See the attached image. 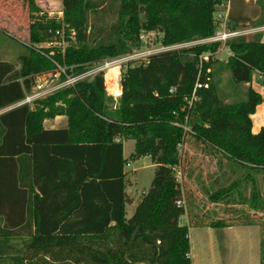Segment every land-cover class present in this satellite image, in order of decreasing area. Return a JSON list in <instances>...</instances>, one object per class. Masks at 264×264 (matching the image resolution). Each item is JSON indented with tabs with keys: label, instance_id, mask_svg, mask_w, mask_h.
I'll return each instance as SVG.
<instances>
[{
	"label": "trees",
	"instance_id": "obj_1",
	"mask_svg": "<svg viewBox=\"0 0 264 264\" xmlns=\"http://www.w3.org/2000/svg\"><path fill=\"white\" fill-rule=\"evenodd\" d=\"M229 1L114 0L118 22L108 35L94 38L89 14L98 4L65 0L67 40L74 32L76 41L65 54L54 50V59L71 74H81L138 50L145 33L161 34L164 47L208 40L217 32V8ZM29 5L38 14L30 26L32 42H49L61 25L41 17L36 0ZM259 24L264 26V14ZM226 46L232 53L225 64L232 82L250 85L243 103L222 100L212 80L213 56L221 44L208 43L128 66L117 106L103 74L38 101L33 109L22 106L0 115V262L193 264L190 227L182 223L186 209L177 207L183 196L174 174L176 166L183 167L178 147L184 148L190 135L238 167L264 174V128L253 134L251 118L264 102L252 87L255 77L264 75V42L259 36ZM26 50L19 69L0 61V111L21 101L37 75L56 68L33 46ZM57 116H66L69 128L46 130L44 122ZM122 138L136 142L135 158L151 157L157 166L149 193L130 219L123 142L117 143ZM256 196L250 206L259 210ZM12 239L26 240L18 248Z\"/></svg>",
	"mask_w": 264,
	"mask_h": 264
},
{
	"label": "rangeland",
	"instance_id": "obj_2",
	"mask_svg": "<svg viewBox=\"0 0 264 264\" xmlns=\"http://www.w3.org/2000/svg\"><path fill=\"white\" fill-rule=\"evenodd\" d=\"M92 1L95 4H98V8L94 9L89 14V30L94 34V38H97L102 34L108 35L112 26L118 22L117 14L119 4H115L114 0ZM36 3L41 11L47 15L53 13L52 16L56 19L59 18L57 13L63 11V4L54 0H36ZM37 15V13L33 14L31 12L29 0H0V61L10 63L13 66L15 65L19 69L20 57L27 52L26 45L43 49L42 51L46 54H49V50H57L58 53L64 54L67 47L71 45L70 43L76 41L75 33L71 32L69 37L73 36V38H70L72 41H66V45H63L62 41L56 37H53L47 43H33L30 36V26L33 21H35L34 17H38ZM67 28L68 25L66 29ZM247 28H250L247 29L248 31L256 30L259 32L264 29V26H261L259 22H257L252 23ZM216 30L218 31L219 27H217ZM66 31L67 30H65V35H67ZM232 31H234V29H232ZM243 31L244 29L239 32ZM143 36L142 47L138 50H133L134 52L131 53L133 56H137L135 61L127 65L120 64L119 67L117 66L114 68L113 72H109L107 81L110 93L108 90L107 93L110 97L113 98V96H111L113 89L117 90L118 87H122L121 78L123 72L127 70L126 68L128 66H138L143 63L142 59L144 58L142 55L139 56L140 54L146 53L147 55H155L161 53L162 49H164L160 43L162 38L161 34L157 32L152 34L145 33ZM245 37L246 36L241 39L238 38L233 40H246ZM204 41H194L185 45H178V47H173L171 50L189 49L197 44L206 45L209 43H203ZM50 43H52V47L48 49ZM222 46L223 44L221 43L220 48H222ZM209 57L210 54L206 55L204 58L205 60H208ZM213 61L214 74L212 80L213 83L217 85L222 100L227 105L245 102L249 86H238L233 83L231 73L226 69V63L217 60L215 56L213 57ZM117 76L119 79L118 84ZM113 99L114 104L117 106L119 100H115V98ZM2 113H0V115ZM180 126L187 127V125L182 124H180ZM189 129L191 130V128ZM187 138L188 141L183 150H178V155L183 157V167L180 169L182 176L178 173V182L181 184L178 187H180V191H182L183 197L186 201V215L183 216L182 223L187 225L188 219H190V225L196 220L205 223L223 221L228 224H247L251 221L255 224L262 225L264 231V174L254 175L253 172L238 167L233 161L219 152L215 150L211 151L206 146L199 145L196 143V139L190 137V135H188ZM131 150L130 144L128 143L126 145L128 156L130 155ZM141 158L135 159L140 160ZM189 159L191 160L190 162ZM147 162L148 164H151L150 160ZM137 164L138 163L135 165L139 168L138 175L144 177V179L140 181V185L149 188L154 177V170H142L140 169L141 166H138ZM133 169L135 168H132L131 172H133ZM133 174L134 173L129 176V187H132L130 185H132L131 178H133ZM174 174L177 176V171H175ZM253 194L257 195L256 201L260 202L259 206L262 207L259 210L253 209V207L250 206L251 201L254 200H251ZM213 204H224L223 209L225 211L232 209L236 210V213L231 217H217L214 215L212 217L211 214L213 211H216L210 208ZM2 225L3 224L0 221V228ZM25 240L26 239H12L10 240V243L19 248L23 245V241ZM14 253L16 254L17 252L14 251ZM262 260L264 264V244ZM0 264H8V261L0 262Z\"/></svg>",
	"mask_w": 264,
	"mask_h": 264
},
{
	"label": "crops",
	"instance_id": "obj_3",
	"mask_svg": "<svg viewBox=\"0 0 264 264\" xmlns=\"http://www.w3.org/2000/svg\"><path fill=\"white\" fill-rule=\"evenodd\" d=\"M260 2L264 0H231L224 6L217 8V18L222 16L221 23L225 24L228 29H234L237 31L247 30L252 23H257L261 20L264 11ZM264 29L247 35L246 41L254 42L259 36H262V42H264ZM232 55L227 46L222 48L214 55L217 60H221L227 63V60ZM213 56V57H214ZM17 68V67H16ZM18 69V68H17ZM119 79L117 76V83ZM253 89L259 93L264 100V75L255 77L252 82ZM250 86L249 84H246ZM119 89V87H118ZM11 110L9 108L3 109L0 113H7ZM2 113V114H4ZM1 114V115H2ZM252 118V133L258 134L264 128V102L257 107L255 114L251 115ZM46 130H67L69 128L68 118L66 116H57L54 119L46 120L44 122ZM123 142V157L126 160L124 167V173L126 175V189L127 193V218L130 219L136 213L137 207L141 204L143 198L149 193L150 187H142L140 181L144 177L138 175L140 169H152L156 170L157 166L153 163L151 157H142L140 160L134 159L136 142L132 139H117V143ZM130 144L131 153L128 156L126 151V145ZM186 159V158H185ZM148 160L151 164H148ZM191 160L189 159V162ZM188 162V163H189ZM130 165V166H129ZM188 165V164H187ZM133 169L131 172V169ZM134 173L131 178L132 187H129V176ZM210 181V180H209ZM217 185V184H215ZM213 211L212 217H231L236 210L225 211L224 204H213L210 207ZM189 218V213H188ZM216 221H213L214 223ZM223 225L221 227H209V222H204L201 226L190 225V219H188L187 225L190 227L189 240L191 244L190 258L193 264H263L262 250L264 231L262 225L252 224L245 225L243 223H224L219 221Z\"/></svg>",
	"mask_w": 264,
	"mask_h": 264
},
{
	"label": "built area",
	"instance_id": "obj_4",
	"mask_svg": "<svg viewBox=\"0 0 264 264\" xmlns=\"http://www.w3.org/2000/svg\"><path fill=\"white\" fill-rule=\"evenodd\" d=\"M56 2H59L61 4H63V11H59L58 17L59 18H54L52 15L53 13H50L49 15L43 13H40V16L42 17L43 15L47 16V20H55L58 24L61 25V29L57 30L55 35L56 38H59L62 41L63 45H66V41L67 40V36L65 35V30L67 27V24L65 22V17H64V2L65 0H54ZM221 18L222 16H219L217 19V23H218V27L219 30L216 32L214 37L208 38L207 41L205 42H209V43H219V44H223V46H226L227 42L233 39H238V38H244V36H247L251 33H256V30H244L243 32H239V31H232L230 29H228V27L221 23ZM142 36V40H143ZM73 38V36L71 37ZM199 45V44H197ZM27 47H30L28 45H26ZM48 49L50 47H52V43H50L48 45ZM164 47V46H163ZM173 47H178V46H173ZM173 47H164V49H162L161 53L164 52H168L170 51ZM31 48V47H30ZM34 49H36L37 51H40L43 55H45L48 59H51L52 62L55 64L56 68L52 71H50L49 73H44V74H40L37 75L35 77L34 80V84L32 85V90L31 91H26L25 92V97L15 103V105L11 106L9 108V110H14L15 108L18 107H22V106H28L30 108H34V105L36 102L41 101V100H45L50 98V96L66 90L70 87H74L76 84L80 83V82H84L85 80H92L93 78H95L97 75H103L104 74V85L106 87V89L108 90V92L110 93V88L108 87V81H107V76L109 74L110 71H112L114 68H116L117 66L119 67L120 64H129L131 62H134L137 56H133V54L131 55H126V56H122L119 59H106L104 61H102V63L100 64H96L92 67H88L87 69H85V72L81 73V74H71L69 72L68 67L62 66L60 65L55 59V52L54 50H51L49 52V54L44 53L42 50L38 47H34ZM173 51V50H171ZM65 54V53H64ZM160 54V53H159ZM144 58L143 63H147L148 59L151 56V54H140L139 56H141ZM119 83V82H118ZM117 83V84H118ZM123 94V90L122 87L117 90L113 89L111 96H113V98H115V100H120ZM183 127V126H182ZM184 131L186 133H192L191 130L188 127H183ZM179 151H181V149L183 150V146L180 145L178 147ZM130 166V165H129ZM182 166L178 165L174 168V172L177 171V176H176V182L178 183V186L181 184H179L178 182V173L181 174V169ZM180 176V175H179ZM180 189V187H178ZM186 206V201L185 198L182 196L181 199H179L177 201V207L183 208L185 209Z\"/></svg>",
	"mask_w": 264,
	"mask_h": 264
},
{
	"label": "bare ground",
	"instance_id": "obj_5",
	"mask_svg": "<svg viewBox=\"0 0 264 264\" xmlns=\"http://www.w3.org/2000/svg\"><path fill=\"white\" fill-rule=\"evenodd\" d=\"M114 70V69H113ZM113 70L111 72H113Z\"/></svg>",
	"mask_w": 264,
	"mask_h": 264
}]
</instances>
